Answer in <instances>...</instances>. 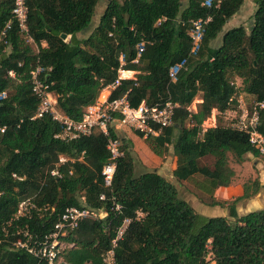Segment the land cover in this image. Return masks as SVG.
<instances>
[{
  "label": "trees",
  "instance_id": "16d2710c",
  "mask_svg": "<svg viewBox=\"0 0 264 264\" xmlns=\"http://www.w3.org/2000/svg\"><path fill=\"white\" fill-rule=\"evenodd\" d=\"M99 1L26 0L31 41H25L14 21L6 43L0 40V264H47L14 247L21 237L16 232L26 229L30 244L42 241L67 208L84 206L107 216L83 220L61 238L66 247L60 258L67 264H104L126 219L130 223L113 248L117 264H264V208L239 215L236 203L251 198L246 190L231 203L214 198L234 176L228 153L238 161L248 155L258 158L247 136L227 127L223 114L236 110L240 95L264 103V0H254L249 33L243 26L232 28L217 47L212 42L244 0H219L211 8L202 6L204 0H186L185 6L182 0H106L98 24L86 35ZM13 6L14 0H0V33ZM207 17L211 21L192 55L193 22ZM140 43L143 52L133 63ZM181 63L172 83L169 69ZM37 67L44 70L40 78L49 85L57 109L75 121L116 80L120 68L137 72L135 80H122L110 99L126 95L133 107L168 99L176 103L172 125L145 143L159 158L171 147L173 178L179 185L191 182L210 197L208 206L225 208L227 216L197 213L156 171L135 176L132 143L122 137L124 157L117 162L111 190H106L101 170L109 154L103 134L95 130L65 143L55 139L60 126L49 116L33 119L39 101L30 72ZM196 98L201 103L188 111ZM213 110L217 124L203 132ZM258 115L257 129L264 136V108ZM59 155L75 162L63 166V177L56 179L49 171ZM206 157L214 159L211 167L201 165ZM102 193L112 196L121 210H111L109 199L100 201ZM28 199L49 210L15 220L19 203ZM138 211L144 214L140 220Z\"/></svg>",
  "mask_w": 264,
  "mask_h": 264
},
{
  "label": "built area",
  "instance_id": "2783aa9c",
  "mask_svg": "<svg viewBox=\"0 0 264 264\" xmlns=\"http://www.w3.org/2000/svg\"><path fill=\"white\" fill-rule=\"evenodd\" d=\"M219 4V0H204L202 6L211 8L213 4ZM28 10L26 0H14V6L11 11V20H9L0 33V40L4 43L7 32L12 29L13 21L19 28L20 33L26 42L31 39L28 36L27 28ZM210 17L206 19H199L193 22L190 31V38L192 40L191 54L194 55L198 51L203 35L204 29ZM144 44L140 43L137 46V57L133 63L138 62V58L143 52ZM119 61L123 64V57L120 56ZM183 63L176 64L169 69V78L172 83L176 81L177 75L182 68ZM44 70L40 67L35 68L30 72V80L32 92L39 101L35 118L49 116L54 122L60 126V131L55 135V139L61 142H71L81 137L90 136L95 130H98L106 138V150L109 154L107 163L101 170V177L103 186L106 190H111L113 179L116 173L117 162L124 157V151L121 149L120 132L123 130L131 131L135 134L141 135L146 139L157 138L162 134L163 130L173 123L175 109L178 107L176 103L170 99L155 106H148L144 102L139 106L133 107L130 104L128 97L122 96L115 99H110L111 93L121 84L123 80L122 68L118 70L116 80L105 86L95 104L87 107L84 110L81 120L75 121L70 117L62 114L57 109L56 98L49 91V85L40 78ZM10 75H12L10 73ZM4 94L2 95V97ZM192 106V105H191ZM264 108V103H255L253 110L249 112L242 102L237 104L236 110H229L223 115L228 124L227 127L240 132L247 136L250 146L258 153V158L264 161V136L258 131V110ZM192 111V107L187 109ZM211 126V125H210ZM212 125L211 127H214ZM208 127V126H207ZM202 125V131L208 128ZM209 127V128H211ZM74 159H69L64 155H59L54 167L49 171V176L56 179L63 177L61 168L67 163L73 164ZM16 178V175H13ZM21 180V179H19ZM111 202V210L118 212L121 206L117 204L112 196L107 197L105 193L100 194L99 200ZM49 210L47 205L38 206L32 200H24L19 203L15 220L20 218L29 219L32 213L41 216L43 212ZM107 213L102 210L92 209L87 206L84 207H69L61 215L57 223L54 225L53 231L44 236L42 241H33L31 244V236L26 229H20L16 232L21 236L14 242V247L25 249L29 254L46 261L47 264H65L60 258V253L66 247L61 238L69 232L75 230L79 223L83 220L96 221L103 219ZM144 214L140 211L136 213V220H140ZM130 220L123 221L122 226L117 230V236L112 241L113 248L125 232ZM113 248L108 251L104 258V264H117L114 257Z\"/></svg>",
  "mask_w": 264,
  "mask_h": 264
},
{
  "label": "rangeland",
  "instance_id": "374dc122",
  "mask_svg": "<svg viewBox=\"0 0 264 264\" xmlns=\"http://www.w3.org/2000/svg\"><path fill=\"white\" fill-rule=\"evenodd\" d=\"M182 1L185 3L183 6H185L186 0ZM105 3L106 0L99 1L95 15L88 27L89 30H92L98 24L99 18L105 9ZM255 10L256 5L254 0H244L240 10L225 24L216 40L213 41L211 45L217 47L221 43L224 33L232 28L243 26L247 33H249L253 25V14ZM241 100H243L242 105L251 112L255 105L253 101L249 100L248 97H242ZM212 120L211 117L207 119L204 126H208L207 128L211 127V122L213 124ZM220 124H223V120ZM123 132L124 133L120 132L119 134L126 140H129V137L132 135L136 136L135 133L131 131L123 130ZM136 144L138 145H136L135 152L132 151V147H129L134 162V175L138 176L148 171H152L154 168H159L160 172L165 175V177H168V180H171V169L173 167L172 148L169 147L168 153L164 157L159 158L150 151L144 139L143 142ZM227 156L228 167L233 170L234 176L230 180V185L226 187L225 190L215 191V200L231 203L236 198L242 196L244 190H246L251 194V198L248 200H240L236 203L238 214L244 215L264 208V161L260 158H255L252 155L246 156L243 161H238L231 153H228ZM213 162V158L206 157L201 160V165L211 167ZM171 183L177 189L179 198L189 203L197 213L206 217L227 216V210L225 208L208 206L210 197L199 193L195 187H193L191 182L181 183V185H179V182L173 179Z\"/></svg>",
  "mask_w": 264,
  "mask_h": 264
},
{
  "label": "crops",
  "instance_id": "0c3cea01",
  "mask_svg": "<svg viewBox=\"0 0 264 264\" xmlns=\"http://www.w3.org/2000/svg\"><path fill=\"white\" fill-rule=\"evenodd\" d=\"M89 33H90V30H88V33L86 35H88ZM86 35H84L83 37H85ZM136 76H137V72H135V71H124L123 72V80H135L136 79ZM238 82H236L237 85H238ZM242 97H243L242 95H240L238 97L237 104H238V102L239 103L243 102V100H241ZM199 103H201L200 98H196V100L194 101V103L191 106L193 111H196V106ZM211 118L213 119L212 120L213 121V124L211 122V126L212 125H216V111L215 110L212 111ZM129 140L132 143V151L133 152L136 151V145H138L136 143L143 142V139L142 138H139L138 136H134V135H132L131 137H129ZM172 159H173V167L171 169V180H168L169 178L168 177H165V175H163L160 172L159 168H154V169H152V171H156L161 177L165 178L169 182L173 181L174 178L172 176V172H173V170L175 168V158H174V156H172ZM158 167H159V165H158ZM148 172H151V171H148ZM184 183H186V182H184ZM225 189H226V187H220L216 191H222V190H225Z\"/></svg>",
  "mask_w": 264,
  "mask_h": 264
},
{
  "label": "water",
  "instance_id": "95a60500",
  "mask_svg": "<svg viewBox=\"0 0 264 264\" xmlns=\"http://www.w3.org/2000/svg\"><path fill=\"white\" fill-rule=\"evenodd\" d=\"M62 38L64 39V38H65V36L63 35V36H62ZM65 264H66V263H65Z\"/></svg>",
  "mask_w": 264,
  "mask_h": 264
}]
</instances>
